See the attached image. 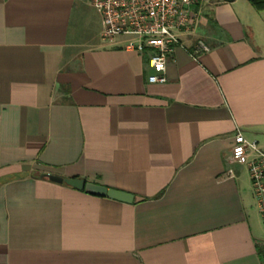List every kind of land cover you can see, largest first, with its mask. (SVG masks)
I'll list each match as a JSON object with an SVG mask.
<instances>
[{"label":"crops","instance_id":"crops-1","mask_svg":"<svg viewBox=\"0 0 264 264\" xmlns=\"http://www.w3.org/2000/svg\"><path fill=\"white\" fill-rule=\"evenodd\" d=\"M191 15L149 83V54L104 44L90 0H0V264H264L250 176L229 161L238 130L264 148V10Z\"/></svg>","mask_w":264,"mask_h":264},{"label":"built area","instance_id":"built-area-1","mask_svg":"<svg viewBox=\"0 0 264 264\" xmlns=\"http://www.w3.org/2000/svg\"><path fill=\"white\" fill-rule=\"evenodd\" d=\"M102 17L101 40L127 50L148 53L153 73L149 83H165L169 55L181 44V34L194 30L191 7L196 0H90ZM199 40L195 52L208 51ZM230 162L246 167L252 196L264 228V148L238 130L229 156ZM228 176L234 172L229 169Z\"/></svg>","mask_w":264,"mask_h":264},{"label":"water","instance_id":"water-1","mask_svg":"<svg viewBox=\"0 0 264 264\" xmlns=\"http://www.w3.org/2000/svg\"><path fill=\"white\" fill-rule=\"evenodd\" d=\"M42 176L47 177L54 182L67 184L75 189L84 190L96 195L110 197L124 202H132L134 200V195L129 192L116 188H109L98 183L86 181L82 178H64L49 173L42 174Z\"/></svg>","mask_w":264,"mask_h":264},{"label":"trees","instance_id":"trees-1","mask_svg":"<svg viewBox=\"0 0 264 264\" xmlns=\"http://www.w3.org/2000/svg\"><path fill=\"white\" fill-rule=\"evenodd\" d=\"M249 2L257 11L264 10V0H249Z\"/></svg>","mask_w":264,"mask_h":264},{"label":"rangeland","instance_id":"rangeland-1","mask_svg":"<svg viewBox=\"0 0 264 264\" xmlns=\"http://www.w3.org/2000/svg\"><path fill=\"white\" fill-rule=\"evenodd\" d=\"M243 182H244L246 185L250 186L249 181H248V178H247V175H246V172L244 173Z\"/></svg>","mask_w":264,"mask_h":264}]
</instances>
